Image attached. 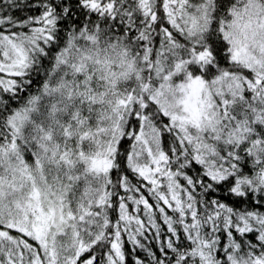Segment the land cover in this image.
Masks as SVG:
<instances>
[{
	"label": "snow or ice",
	"instance_id": "1",
	"mask_svg": "<svg viewBox=\"0 0 264 264\" xmlns=\"http://www.w3.org/2000/svg\"><path fill=\"white\" fill-rule=\"evenodd\" d=\"M0 264H264V0H0Z\"/></svg>",
	"mask_w": 264,
	"mask_h": 264
}]
</instances>
